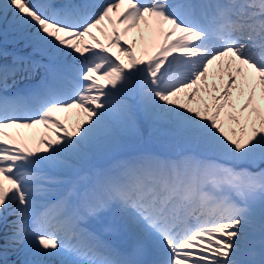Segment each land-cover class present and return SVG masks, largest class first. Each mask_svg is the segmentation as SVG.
Here are the masks:
<instances>
[{"label": "snow or ice", "instance_id": "6c2138e0", "mask_svg": "<svg viewBox=\"0 0 264 264\" xmlns=\"http://www.w3.org/2000/svg\"><path fill=\"white\" fill-rule=\"evenodd\" d=\"M9 13L49 60L0 64V93L18 73L46 69L28 96L0 94L9 245L32 237L34 254L58 264H264V250L247 258L252 206L264 205V168L250 170L264 165V0H0V20ZM140 119L171 126L197 150L144 157L50 199L64 183L56 172L114 122L136 131ZM105 212L130 230L129 251L85 226Z\"/></svg>", "mask_w": 264, "mask_h": 264}, {"label": "bare ground", "instance_id": "6f19581e", "mask_svg": "<svg viewBox=\"0 0 264 264\" xmlns=\"http://www.w3.org/2000/svg\"><path fill=\"white\" fill-rule=\"evenodd\" d=\"M133 35H136V33H133ZM114 124H116L114 122ZM116 126V125H115ZM119 126V125H117ZM261 234V230H256L254 228V224L250 227L249 229V242H248V246H247V252H251L252 248H255L257 245H254V242L255 240L260 236ZM257 260H259L261 257H260V254H258L256 257H255ZM58 260L59 258H53L52 259V262L54 264H58Z\"/></svg>", "mask_w": 264, "mask_h": 264}, {"label": "rangeland", "instance_id": "374dc122", "mask_svg": "<svg viewBox=\"0 0 264 264\" xmlns=\"http://www.w3.org/2000/svg\"><path fill=\"white\" fill-rule=\"evenodd\" d=\"M257 166L259 164H256ZM254 216V222H255V225L257 226L256 228H259L261 229V217L264 216V205H260L259 208H258V212H256L255 214H253Z\"/></svg>", "mask_w": 264, "mask_h": 264}]
</instances>
